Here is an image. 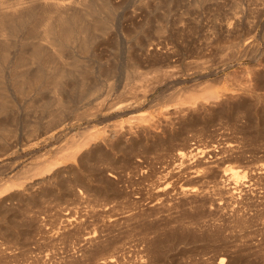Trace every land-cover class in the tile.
Listing matches in <instances>:
<instances>
[{
	"label": "bare ground",
	"instance_id": "obj_1",
	"mask_svg": "<svg viewBox=\"0 0 264 264\" xmlns=\"http://www.w3.org/2000/svg\"><path fill=\"white\" fill-rule=\"evenodd\" d=\"M197 32L190 57L183 42ZM212 38L228 39L216 62L204 53ZM259 59L264 0H0V203L30 200L93 150L158 131L171 112L208 106L229 88L228 68ZM118 250L93 263L121 264Z\"/></svg>",
	"mask_w": 264,
	"mask_h": 264
},
{
	"label": "rangeland",
	"instance_id": "obj_2",
	"mask_svg": "<svg viewBox=\"0 0 264 264\" xmlns=\"http://www.w3.org/2000/svg\"><path fill=\"white\" fill-rule=\"evenodd\" d=\"M201 41L188 37L183 52ZM210 41L209 60L227 55L228 39ZM227 71L230 91L217 87L208 106L93 150L30 200L1 202L0 264H95L113 249L128 264H264V59ZM183 188L209 195L185 201Z\"/></svg>",
	"mask_w": 264,
	"mask_h": 264
}]
</instances>
